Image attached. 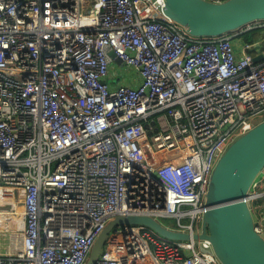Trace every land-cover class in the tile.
<instances>
[{
	"label": "built area",
	"instance_id": "obj_1",
	"mask_svg": "<svg viewBox=\"0 0 264 264\" xmlns=\"http://www.w3.org/2000/svg\"><path fill=\"white\" fill-rule=\"evenodd\" d=\"M157 9L0 0V264H87L109 222L134 215L190 239L119 224L95 264H222L195 235L219 159L264 120V19L193 35ZM112 53L139 84L113 81ZM247 201L264 237V169Z\"/></svg>",
	"mask_w": 264,
	"mask_h": 264
},
{
	"label": "water",
	"instance_id": "obj_2",
	"mask_svg": "<svg viewBox=\"0 0 264 264\" xmlns=\"http://www.w3.org/2000/svg\"><path fill=\"white\" fill-rule=\"evenodd\" d=\"M168 17L193 35L231 33L264 19V0H161ZM253 50H257L254 48ZM115 57V54L112 53ZM256 61L263 56L258 54ZM115 62L121 59L115 57ZM264 169V120L236 138L219 159L210 180L203 217V232L195 238L208 239L222 264H264V237L255 229L247 195ZM119 224L144 225L172 240H188L190 234L172 230L145 215L118 216L97 238L87 264H95Z\"/></svg>",
	"mask_w": 264,
	"mask_h": 264
},
{
	"label": "crops",
	"instance_id": "obj_3",
	"mask_svg": "<svg viewBox=\"0 0 264 264\" xmlns=\"http://www.w3.org/2000/svg\"><path fill=\"white\" fill-rule=\"evenodd\" d=\"M258 35V33L256 34ZM262 35V34H260ZM243 40H245L244 38H238L236 39L237 42V47L240 50L241 48V44L243 43ZM121 64V63H120ZM130 68V76H124L120 73L117 64L115 63L113 66V70L115 71V75L113 76V81L116 83H127V84H139L141 81L140 75L131 67ZM132 72V74H131ZM121 77H123V79L121 80ZM125 77V78H124Z\"/></svg>",
	"mask_w": 264,
	"mask_h": 264
},
{
	"label": "rangeland",
	"instance_id": "obj_4",
	"mask_svg": "<svg viewBox=\"0 0 264 264\" xmlns=\"http://www.w3.org/2000/svg\"><path fill=\"white\" fill-rule=\"evenodd\" d=\"M253 35H254V33H253ZM236 39H238V38H236ZM236 39H235V43L237 44V42H236ZM241 49V48H240ZM116 64H117V66H118V69H119V71H120V73L122 74V75H124L125 77L126 76H130V68H129V66L128 65H126V64H120V63H117L116 62ZM131 74H132V72H131ZM124 77V78H125ZM123 79V77H121V80ZM160 222H163L164 224H166V225H172V226H176V224H175V221L173 220V219H170V218H164V219H161V221ZM121 225H127V224H121ZM112 233H113V230H111L110 232H109V235H108V237L109 236H111L112 235ZM8 246V239H7V237H3V236H0V250L2 251V250H5V248Z\"/></svg>",
	"mask_w": 264,
	"mask_h": 264
},
{
	"label": "trees",
	"instance_id": "obj_5",
	"mask_svg": "<svg viewBox=\"0 0 264 264\" xmlns=\"http://www.w3.org/2000/svg\"><path fill=\"white\" fill-rule=\"evenodd\" d=\"M254 33V35H253ZM258 33V31H248V32H245L243 35H244V39L249 41V42H254L256 39L259 38V33L258 35H256Z\"/></svg>",
	"mask_w": 264,
	"mask_h": 264
},
{
	"label": "bare ground",
	"instance_id": "obj_6",
	"mask_svg": "<svg viewBox=\"0 0 264 264\" xmlns=\"http://www.w3.org/2000/svg\"><path fill=\"white\" fill-rule=\"evenodd\" d=\"M157 14L158 15H165V16H169L168 13L166 11H162L161 9H157ZM130 225V224H127Z\"/></svg>",
	"mask_w": 264,
	"mask_h": 264
}]
</instances>
